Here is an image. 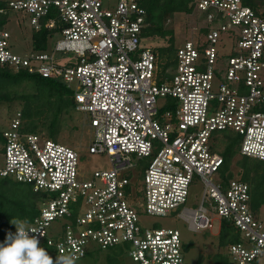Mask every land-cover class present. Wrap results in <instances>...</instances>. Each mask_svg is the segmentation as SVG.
<instances>
[{"label":"built area","instance_id":"1","mask_svg":"<svg viewBox=\"0 0 264 264\" xmlns=\"http://www.w3.org/2000/svg\"><path fill=\"white\" fill-rule=\"evenodd\" d=\"M185 1L206 24L177 47L175 64L164 70L142 39L147 11L139 0L107 8L104 0H7L30 16L35 30L58 28L53 51L76 61L57 62L48 50L16 53L4 28L0 64L62 80L88 115L89 151L111 162L80 180L77 150L24 131L21 111L2 129L0 178L47 193L24 228L39 231L29 235L54 264L59 255L76 263L95 247L117 246L134 264H190L178 229L142 226L141 201L151 215L183 207L179 215L193 231L212 228L217 213L240 232L227 264H264V221L250 185L214 177L225 161L215 145L222 130L241 137V156L264 160V11L243 0ZM195 176L205 186L200 205L189 208L183 205Z\"/></svg>","mask_w":264,"mask_h":264},{"label":"trees","instance_id":"2","mask_svg":"<svg viewBox=\"0 0 264 264\" xmlns=\"http://www.w3.org/2000/svg\"><path fill=\"white\" fill-rule=\"evenodd\" d=\"M247 5L264 11V0H243ZM141 6L147 11V25L143 30L142 39L162 38L167 45L154 49L159 54V61L165 70L175 64L176 46L175 30L168 22L177 12L192 13L194 7L185 0H139ZM3 9V11H1ZM13 11L7 0H0V29H4L8 22L9 13ZM58 33V28L49 29L43 26L32 33L33 50L44 51L48 49L49 40ZM23 82L34 88V92L17 95L12 90ZM18 97L23 98L24 107L22 115L24 123L30 120L33 131L56 138L63 129L62 116L77 108L72 90L60 79L44 78L39 74L27 70H18L0 64V102L11 101ZM41 120V121H40ZM226 140L223 148L224 164L218 174L226 183L235 175L247 182L251 188L252 200L264 195V160L241 156L239 153L241 137L229 130L218 132ZM45 137V136H44ZM0 150H4L3 132L0 130ZM240 157L234 161V158ZM239 168L235 173L231 170L232 164ZM231 171V172H230ZM47 198V193L35 191L33 186L18 182L12 178H0V237L12 232L16 225L15 220L21 224H29L40 214V204ZM234 242L239 240L235 235ZM121 250H123L121 248ZM108 264H121L122 261L108 255Z\"/></svg>","mask_w":264,"mask_h":264},{"label":"rangeland","instance_id":"3","mask_svg":"<svg viewBox=\"0 0 264 264\" xmlns=\"http://www.w3.org/2000/svg\"><path fill=\"white\" fill-rule=\"evenodd\" d=\"M116 1L117 0H104V7H113ZM168 24L175 30V46L177 48L183 44L187 38H190L193 33L198 31L202 25L206 24V18L200 10L195 9L192 13H175ZM4 28L11 33L10 43L14 52L26 56L33 51L32 33L35 29L30 22V16L28 14L22 11H11L9 13L8 22ZM59 37L60 34H55L50 38L47 50L54 53V59L57 62L67 61L69 64H74L76 60L72 55L53 51L55 41ZM144 43L154 49L167 45V41L162 38H147L144 40ZM12 90L15 91L18 96L34 92V88L25 82L15 86ZM24 101L23 98L18 97L11 101L0 102V130L7 126L8 121L12 118L14 113L22 111ZM159 102H163V98H160ZM87 117L88 115L85 112L79 111L77 108L72 109L71 112L63 114V129L56 138L46 136V132L43 131V134H45L43 136H45V138H51L77 150L79 154L78 178L80 180L91 179L95 170L109 169L111 167L110 158L107 154L91 153L89 151L90 142L94 134L88 125ZM31 128L30 120L28 119L24 123L23 130L30 132L38 131ZM217 134L221 137L215 143L216 149L220 153H223L226 140L223 139L221 134ZM239 157L240 156L237 155L234 161ZM149 161V157H144L140 160V164L146 166ZM4 163V150L1 149L0 168L4 166ZM238 169L235 163H233L231 170L236 173ZM217 176L219 178L220 175L217 174L214 177L217 178ZM238 176L239 175H235L234 177ZM204 186L201 177L195 176L190 186L188 201L183 206L189 208L198 207L202 201ZM257 198L258 199L252 200V204H254L255 207H261L258 218L264 221V195L262 197L257 196ZM182 208L183 207H179L176 212L161 216L148 214L145 210L144 201L139 202L137 205L140 223L143 227L150 229L176 228L180 231L181 238L184 242L185 258L188 263L227 264L229 262V246L234 242L235 235H240L238 229L229 221L222 218L217 213H214V225L212 228L193 231L189 229L188 223L179 215ZM58 227H60V225H58ZM108 255L122 261L121 264H134L131 258L128 257L119 246L108 250H101L95 247L94 250L89 252L87 257L74 264H108L106 259Z\"/></svg>","mask_w":264,"mask_h":264},{"label":"clouds","instance_id":"4","mask_svg":"<svg viewBox=\"0 0 264 264\" xmlns=\"http://www.w3.org/2000/svg\"><path fill=\"white\" fill-rule=\"evenodd\" d=\"M17 232H9L6 241L0 244V264H54L53 258L44 248L39 247V240L29 233H39L35 229L25 230L23 224L13 220ZM55 264H74L71 256L59 255Z\"/></svg>","mask_w":264,"mask_h":264}]
</instances>
